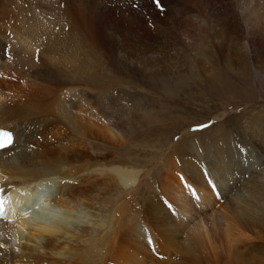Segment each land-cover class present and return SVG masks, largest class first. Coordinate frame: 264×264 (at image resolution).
<instances>
[{
  "label": "bare ground",
  "instance_id": "bare-ground-1",
  "mask_svg": "<svg viewBox=\"0 0 264 264\" xmlns=\"http://www.w3.org/2000/svg\"><path fill=\"white\" fill-rule=\"evenodd\" d=\"M90 44L110 51L126 72L168 88L193 82L187 73L198 71L217 85L204 93L228 98L217 107L221 115L225 101L247 102L234 83L255 80L264 89V0H0V129L12 136L0 149L7 198L0 264H144L137 240L155 232L168 246L183 232L187 251L217 250L246 263L238 243L264 239V108L202 138L188 136L179 164L167 155L155 188L140 168L102 165L110 154L102 127L93 121L92 133L85 117L97 116L78 90L83 84L52 81L59 61L87 68ZM138 195L144 204L128 213L126 200ZM157 195L174 205L178 221L161 218ZM126 239L134 254H123Z\"/></svg>",
  "mask_w": 264,
  "mask_h": 264
},
{
  "label": "rangeland",
  "instance_id": "rangeland-1",
  "mask_svg": "<svg viewBox=\"0 0 264 264\" xmlns=\"http://www.w3.org/2000/svg\"><path fill=\"white\" fill-rule=\"evenodd\" d=\"M90 45H86V47L88 46V48H86L88 58L85 59L83 57L82 59L84 60L82 62L83 67L88 65L86 66L88 69L82 68L78 70V72L75 71L74 68H68L65 61H59L56 64L54 63V67H52V81L56 84L62 81L67 82V84L79 82L83 84L82 88L78 90H85L87 105L89 106L88 110L90 109L89 111H93V114L95 112L97 116L92 119V117L87 114L85 117L91 118V124L94 121V124L98 125L100 128L102 127V143H104V145L106 144V151L110 154L108 160L102 162V165L106 167L110 165H118L120 167L132 166L136 170L140 168L138 171L143 172V174L148 173L147 182L154 184L155 188H157L159 178L164 170V163H166L167 155H169L170 158L173 157L179 164L180 159H182V146L187 139L190 137L202 138L207 135L204 131H207L210 127L215 125H217L216 128H218V123H224L226 125L229 123L230 119L237 115H241L247 111L251 112L255 109L264 108V89L262 90L255 80L250 81L246 86L243 85L244 87L234 83L235 87H239V91H241L240 93L244 98L246 97L247 102L241 100L235 102H233V100H231L232 102L225 101L223 104L225 114L221 115L222 110H219L220 107L218 105H220L224 99L226 100L228 98L224 93L219 94L220 96H217V93H215L216 95L214 93L210 95L208 91L204 93L203 90L217 87V85L215 83L211 84L210 81H203L198 71L195 74L187 73L188 77H193L194 75L193 82H189L188 80L186 84L176 85L174 82L170 81L168 83L170 84V88H168L163 82L156 84L155 79L152 77L144 78L126 72L122 66L118 64V61L113 57L110 51L105 50V52L102 48ZM38 55L37 57L41 58L38 60L41 63H46L45 59ZM86 60H88V63ZM187 62L189 67H195L193 61L187 60ZM261 67L264 70V61ZM206 71L208 72V69ZM218 73L219 76L224 79L223 71L221 70ZM70 75L74 76L73 80L69 79L71 78ZM76 75L78 77H76ZM98 77H100V79ZM247 97L249 98L247 99ZM146 113H152L150 114L151 118H149ZM216 116L220 119H216ZM106 124L109 127L107 129L105 126ZM96 125L93 126L92 124V133L96 132ZM199 125H208V127L197 128ZM228 126L225 129H230ZM117 132L118 134H116ZM230 132L237 134V132L231 130ZM104 135L108 136L104 137ZM112 136H114V139H112ZM188 136L190 137L188 138ZM224 148L227 152L231 149L227 145H225ZM199 150L202 151L201 148H199ZM160 162H163L161 167ZM232 175L234 176V174ZM227 177L228 176H226V178ZM148 183L146 185H148ZM214 195L216 204L221 203L219 194L214 192ZM157 196L164 204L162 208L165 209L159 211L161 218H166V220L170 221L175 220V222L178 221L177 218L180 216L174 205H170L168 201H165L163 196ZM139 197L141 198V196L138 195L131 200L129 197L126 200H129L130 203H127L128 205L126 204L125 206L128 213H133V211H131V207H134L133 205H137L138 208H141L142 204H144V201L142 202ZM151 232L153 231L151 230ZM185 235L186 234L182 232L180 235L176 234V236L172 237L175 241V245L171 244L172 246H168L164 242L162 243V240L159 239L160 237L156 232L146 239H138V243L142 244L141 252L145 259L144 264H236L232 261L233 256L226 257L221 253L222 255L219 257L218 253L220 252L217 250L216 252L214 251L215 255L203 248L201 250L191 249L190 247L189 251L185 250L184 247L191 246V242L186 240L187 238H185ZM126 240L125 245L124 241L122 244L126 248L128 246V250L123 252V254L128 255L130 252L134 254L135 251H132L133 247H131L133 244L131 246L128 244V242L132 243V241L129 239ZM149 240H151V243H149ZM263 240L255 241L244 239L242 243H238L240 251L243 252L244 250L245 253H248L245 258L247 260H244L246 263L244 262V264H264ZM181 247H183V250L180 249ZM143 248L149 249L144 251ZM184 250L185 252H183ZM247 250L248 252H246Z\"/></svg>",
  "mask_w": 264,
  "mask_h": 264
},
{
  "label": "snow or ice",
  "instance_id": "snow-or-ice-1",
  "mask_svg": "<svg viewBox=\"0 0 264 264\" xmlns=\"http://www.w3.org/2000/svg\"><path fill=\"white\" fill-rule=\"evenodd\" d=\"M155 2L157 3V6H159V0H155ZM205 127H208V125L197 126V128H205ZM11 144H12L11 133L0 130V149L7 148ZM3 191L4 189L0 188V193H2ZM6 203H7V198L3 195H0V219H6L5 207H4ZM149 243H151V240H149Z\"/></svg>",
  "mask_w": 264,
  "mask_h": 264
}]
</instances>
